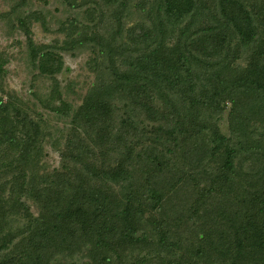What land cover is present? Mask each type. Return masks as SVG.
I'll return each mask as SVG.
<instances>
[{"label":"trees","instance_id":"obj_1","mask_svg":"<svg viewBox=\"0 0 264 264\" xmlns=\"http://www.w3.org/2000/svg\"><path fill=\"white\" fill-rule=\"evenodd\" d=\"M60 2L79 9L70 28L82 14L92 29L63 48L97 47L109 77L72 107L54 75L60 58L29 37L28 0L3 15L53 80L37 101L72 115L46 170L40 121L0 86V264H264V186L242 165L264 171V0ZM226 104L227 137L217 125ZM163 173H174L166 193ZM187 185L194 198L180 197ZM173 190L170 216L161 210Z\"/></svg>","mask_w":264,"mask_h":264},{"label":"rangeland","instance_id":"obj_2","mask_svg":"<svg viewBox=\"0 0 264 264\" xmlns=\"http://www.w3.org/2000/svg\"><path fill=\"white\" fill-rule=\"evenodd\" d=\"M16 1L18 0H0V86L4 91L14 93L16 97L25 104L29 114L40 121L43 144L39 159L40 163H43L44 167L47 168L46 170H50L57 167L59 164L60 155L57 151V143L59 144L58 148L63 144L64 133H66L65 128L69 126L68 124L72 111L68 116H59L53 111L44 108L43 105L37 101L39 99L40 101L46 102L49 91H51L53 80L49 75L38 73L35 67L32 66L29 61L30 57L26 44L27 36L23 31L18 29L8 31L7 19L3 15L9 12ZM28 2L27 8H29L30 11H36L28 21L27 27L30 30L29 37L33 41L34 46H49L54 51L56 58H60V69L54 75L59 83L61 98L71 103L72 107L76 108L82 103L87 90L96 83L97 80L109 77L106 74H100L102 70L100 67H97L103 59L97 47L87 46L81 51L79 49L67 50L63 48L64 42L68 40L69 36L71 38H79L84 33H91L92 29L85 27V25L90 24V22L81 14L70 28L69 22L75 17L74 13L76 14L79 9L75 8L72 9L73 11H68L65 6L61 4L60 0H28ZM42 18L45 19L44 23H42ZM137 18L138 16L135 14L131 21L127 20V27L131 26ZM60 21L65 22L62 31L59 28ZM111 26L108 24L106 32L112 30L114 24H111ZM103 29L104 27L102 26H99L97 29L93 28L94 31H99V33H103ZM0 94H2V91H0ZM115 104H120V102L115 101ZM51 105L60 106L61 103L58 98H55L52 103H48L47 107L49 108ZM228 110L229 104H226L224 111L217 121L219 131L226 137L229 135ZM145 122L149 129L151 123ZM149 132L152 135H156L154 130H149ZM182 154L183 153L180 151L177 153V156L175 153L171 154V157L174 161V156L180 157ZM238 159L239 158H237V160ZM181 161L182 160H180V162ZM250 163L252 162L248 160L242 163V165L250 167L247 169L251 175L253 174L250 181L255 180L258 176L257 185L261 184V186H264V171L262 170L263 172H261L259 170L258 164H254V162L252 164ZM160 178L161 176L159 177V181L163 192L166 193L168 189H174V173H163L161 180ZM0 181H3V179L0 178ZM249 183L254 185L255 181ZM187 194L194 198L193 191L189 185L184 188L180 197ZM232 195L233 193H231V196ZM175 196L178 197L179 194L177 193ZM227 199L228 197H224L222 200L226 205L230 203V200L228 201ZM175 200L173 190L170 200L165 203L161 211H168L167 213L171 216L170 204L174 203V207L178 206ZM28 203L30 204L31 211L35 212L36 208L31 201H28ZM188 204L189 202L187 205ZM231 211L233 210L231 209ZM151 213L158 214L155 212ZM151 213H148L147 216ZM184 221L186 222L188 220L184 219ZM191 222H187V225H190ZM230 225L231 224H229V228ZM149 226L151 225L147 224V227Z\"/></svg>","mask_w":264,"mask_h":264}]
</instances>
